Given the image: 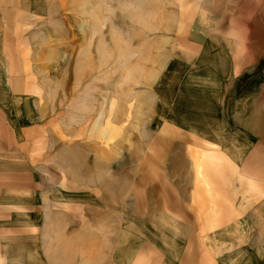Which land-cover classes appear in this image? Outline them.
<instances>
[{
	"label": "rangeland",
	"instance_id": "obj_1",
	"mask_svg": "<svg viewBox=\"0 0 264 264\" xmlns=\"http://www.w3.org/2000/svg\"><path fill=\"white\" fill-rule=\"evenodd\" d=\"M3 1L17 6L3 18L18 16L24 24L14 43L3 41L7 31L0 26L6 67L33 70L41 64L37 52L52 56L63 48L53 65L57 74L48 76L58 81L49 92L54 128L73 131L65 137L73 143L71 161L95 164V201L71 212L74 235H65V243L73 240L79 249L80 264H172L180 253L175 243H203L232 224L243 228L245 241L264 243L262 1L240 0L236 11L211 12L229 15L224 33L239 40L233 72L168 79L145 66L153 48L165 59L174 38L186 34L183 25L207 19L221 0H0V9ZM61 32L64 43L57 42ZM88 84L90 106L77 101L87 96ZM156 88L163 99L159 115L149 92ZM168 101L175 113L180 109L175 118L211 138L179 139L171 132V140L151 139L153 131L175 130L166 123ZM179 209L191 218H175ZM65 257L71 262L73 254Z\"/></svg>",
	"mask_w": 264,
	"mask_h": 264
},
{
	"label": "crops",
	"instance_id": "obj_2",
	"mask_svg": "<svg viewBox=\"0 0 264 264\" xmlns=\"http://www.w3.org/2000/svg\"><path fill=\"white\" fill-rule=\"evenodd\" d=\"M257 1L264 5V0ZM3 2L0 26L7 31L3 41L18 42L15 33L24 24L18 16L9 22L3 18L5 9L17 10V6ZM239 4L240 0H221L219 4L211 5L207 19L196 18L183 25L186 34L174 38L175 44L167 48L169 54L165 59L155 57L157 54L153 48L150 63L145 66L167 79L172 75L221 76L233 72V44L239 40L224 33V28L229 26L224 20L229 15L225 18L215 15L214 18L211 12H233ZM9 27L14 28L10 33ZM189 27L191 29H186ZM57 42L64 43L62 32ZM93 44L89 43V49ZM44 53H36L35 58H39L41 64L33 68L34 72L24 66L22 70L6 67L0 62V264H80L79 249L73 240L70 244L65 243V239L74 235V232H69L73 226V210L82 201H95L90 199L92 193L95 195L92 188L95 184L91 179L95 164L71 161L73 143L65 137L72 138L73 131L66 129L65 133L54 128L53 101L49 92L58 81L54 82L48 76L54 71L57 74L58 67L53 68V65L63 59V48H56L52 56H43ZM87 56L92 59L90 50ZM91 73L89 69L88 74ZM62 88L63 80L56 91ZM91 89L92 85L88 84L84 88L87 96L79 95L77 101H84L89 106L92 101L94 105ZM156 90L158 95L155 90L149 92L154 99L151 104L153 114L159 115L163 99L159 88ZM167 103L166 123L175 130L153 131L151 139L171 140V132L179 139L211 138L209 133L195 131L188 122L175 118L180 109L175 113L169 101ZM60 123L64 125L65 119ZM64 153L67 154L66 160ZM186 210H175L173 214L175 218H191V211ZM232 223L237 222L232 220ZM221 229V237L210 232L203 243H175L172 248L180 253L172 258V264H264V243L245 241L239 235L243 228L234 224ZM68 252L73 254L71 262H65Z\"/></svg>",
	"mask_w": 264,
	"mask_h": 264
}]
</instances>
